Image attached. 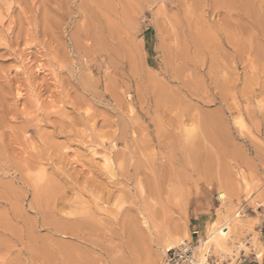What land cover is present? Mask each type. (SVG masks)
Returning <instances> with one entry per match:
<instances>
[{"label": "rangeland", "instance_id": "1", "mask_svg": "<svg viewBox=\"0 0 264 264\" xmlns=\"http://www.w3.org/2000/svg\"><path fill=\"white\" fill-rule=\"evenodd\" d=\"M209 228L208 264H264V0H0V264Z\"/></svg>", "mask_w": 264, "mask_h": 264}, {"label": "bare ground", "instance_id": "2", "mask_svg": "<svg viewBox=\"0 0 264 264\" xmlns=\"http://www.w3.org/2000/svg\"><path fill=\"white\" fill-rule=\"evenodd\" d=\"M17 95H21L20 92L17 93ZM19 97H21V96H19ZM36 101L39 102L38 99H36ZM90 149L91 148H89V150ZM89 154H91V153H89ZM93 156H94V153H93ZM104 162L106 164V167L107 166H111V164H112L110 158L107 157V156L104 158ZM219 198L221 200H224L225 199V195L223 193H221V194H219ZM178 231L179 232H177V231H173L172 232L171 231L170 233H167L165 235V237L162 240V252L163 253H165L168 249H171V248L177 246L176 244H179L181 242H184L182 240V238H181V235L184 236L186 232L185 231L184 232L182 231L183 234H184L183 235V234L180 233V230H178ZM208 231H210V232L208 233V236H206V239L203 240V241H201V242L198 241V244L195 247V249H197L196 250V253H195L196 254V258H197L196 259L197 264H208L207 263V260H206V254H207V252H209V250L211 248L217 249V250L219 249V250L222 251V249H224V247H225L224 246V236L222 235L221 232H218V235H216V234H214L215 232H214V229L213 228H209ZM215 231H217V230H215ZM261 255L262 254H259L258 256L260 257Z\"/></svg>", "mask_w": 264, "mask_h": 264}, {"label": "built area", "instance_id": "3", "mask_svg": "<svg viewBox=\"0 0 264 264\" xmlns=\"http://www.w3.org/2000/svg\"><path fill=\"white\" fill-rule=\"evenodd\" d=\"M194 248L195 245L191 241L179 243L165 252L164 264H197L193 257Z\"/></svg>", "mask_w": 264, "mask_h": 264}, {"label": "crops", "instance_id": "4", "mask_svg": "<svg viewBox=\"0 0 264 264\" xmlns=\"http://www.w3.org/2000/svg\"><path fill=\"white\" fill-rule=\"evenodd\" d=\"M237 264H240L239 262ZM242 264H246V263H242Z\"/></svg>", "mask_w": 264, "mask_h": 264}]
</instances>
